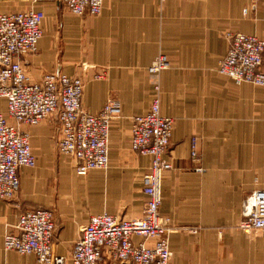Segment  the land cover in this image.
Wrapping results in <instances>:
<instances>
[{"label": "crops", "instance_id": "0c3cea01", "mask_svg": "<svg viewBox=\"0 0 264 264\" xmlns=\"http://www.w3.org/2000/svg\"><path fill=\"white\" fill-rule=\"evenodd\" d=\"M29 9L44 17L38 53L23 61L31 81L56 72L81 77L87 112L97 115L117 99L122 116L111 124L109 168L85 176L53 149L58 123L30 130L36 166L21 170L13 200H0V264H34L4 250L29 209L54 213L53 248L64 257L91 216H141L150 161L130 150L131 119L149 109L156 78L147 69L159 55L171 63L157 78L161 114L175 121L160 207L171 221L169 264H264V231L239 229L243 200L264 188V87L217 71L229 50L225 33L264 39V0H105L97 18L71 15L60 0L0 2V14ZM6 111L0 99V114ZM195 138L201 172L191 156Z\"/></svg>", "mask_w": 264, "mask_h": 264}, {"label": "built area", "instance_id": "2783aa9c", "mask_svg": "<svg viewBox=\"0 0 264 264\" xmlns=\"http://www.w3.org/2000/svg\"><path fill=\"white\" fill-rule=\"evenodd\" d=\"M40 0H32L33 4ZM74 16L100 17L105 0H60ZM43 15L33 9L0 14V99L7 111L0 114V200L11 201L20 191V172L34 168L36 157L30 133L34 128L57 117L60 139L57 152L72 162L78 176L93 170H106L110 165L112 122L122 116V105L110 99L103 110L93 115L83 108L84 82L81 77L49 73L41 82L28 77L23 61L38 53L43 37ZM229 43L227 56L218 66V73L236 84L264 87V39L237 32L224 34ZM171 69L166 55H159L148 68L157 78ZM95 79H104L96 74ZM162 90L154 85L149 109L132 117L130 150L149 158V170L142 189L146 201L139 218H120L103 212L89 218L67 257L56 255L53 248L55 219L52 211L43 208L23 212L14 231L4 239V250L19 257L33 258L34 264H169L171 221L160 213L162 184L173 164L165 159L175 121L161 114ZM191 156L196 171L200 155L198 140L192 141ZM239 229L250 234L264 231V188L252 191L242 202Z\"/></svg>", "mask_w": 264, "mask_h": 264}, {"label": "rangeland", "instance_id": "374dc122", "mask_svg": "<svg viewBox=\"0 0 264 264\" xmlns=\"http://www.w3.org/2000/svg\"><path fill=\"white\" fill-rule=\"evenodd\" d=\"M2 0H0V2H1ZM61 3V2H60ZM64 7V6H63ZM65 8V7H64ZM66 9V8H65ZM67 10V9H66ZM68 11V10H67ZM69 12V11H68ZM70 13V12H69ZM71 14V13H70ZM72 15V14H71ZM153 63V62H152ZM151 66V65H150ZM149 66V67H150ZM148 70V69H147ZM160 76V75H159ZM155 78V77H154ZM158 78V77H157ZM156 78V81H158V79ZM156 83V82H155ZM53 120L55 121L54 122V128H56L57 127V123L59 124V126H60V123H59V121H58V118L55 116V117H53V118H51L50 120H48V121H45L44 123H52L53 122ZM32 129V128H31ZM31 129H29V128H22L21 130L22 131H25V132H27V133H30V130ZM30 138H31V136H30ZM57 144H58V142H57ZM53 149L55 150V152H57L56 150H57V148H56V143H55V140H53ZM58 153V152H57ZM63 159H65V160H68L67 158H64V157H62ZM38 208H40V207H38ZM34 209H36V208H34ZM29 210H31V209H29ZM53 215H54V213H53ZM54 219H55V217H54ZM118 264V263H113V262H110V261H106V262H102L101 264Z\"/></svg>", "mask_w": 264, "mask_h": 264}]
</instances>
